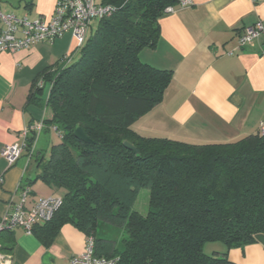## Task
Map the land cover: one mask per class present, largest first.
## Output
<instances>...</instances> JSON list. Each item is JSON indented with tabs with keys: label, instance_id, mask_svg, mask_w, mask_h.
<instances>
[{
	"label": "trees",
	"instance_id": "1",
	"mask_svg": "<svg viewBox=\"0 0 264 264\" xmlns=\"http://www.w3.org/2000/svg\"><path fill=\"white\" fill-rule=\"evenodd\" d=\"M96 3L111 14L30 95L38 101L47 89L43 132L56 135L46 154L31 156L35 181L63 192L51 220L32 235L48 247L71 225L93 239L95 257L116 264H235L226 252L204 254L203 246L229 250L264 236V135L189 144L136 134L132 125L161 102L172 77L139 53L155 47L158 19L176 0ZM78 128L89 143L75 138ZM144 189L145 214L135 210ZM0 243L11 253L12 231L0 234Z\"/></svg>",
	"mask_w": 264,
	"mask_h": 264
},
{
	"label": "crops",
	"instance_id": "2",
	"mask_svg": "<svg viewBox=\"0 0 264 264\" xmlns=\"http://www.w3.org/2000/svg\"><path fill=\"white\" fill-rule=\"evenodd\" d=\"M190 1V7L176 8L158 19V42L139 53L141 62L171 71L172 77L161 102L138 119L132 130L144 138L189 144L230 143L259 134L264 120V35L241 48H237V40L245 28L257 22L264 25V0ZM54 3L17 1L20 17L30 20L49 19ZM74 48L71 36L65 34L51 44L0 55V154L5 146L19 142L25 127L42 122L45 107L41 97L47 96V89L38 101L30 100V95L43 74L60 68ZM42 133L49 140L56 137ZM39 142L40 136L34 153L46 154L49 144H44L43 151L38 149ZM37 174L36 164L25 152L11 167L0 155V220L9 206L21 203L22 188L29 190L23 203L26 209L39 198L62 196V190L35 181ZM12 234L14 245L8 253L12 264H70L83 252L87 239L71 225H64L48 247L21 228ZM220 247L214 253L226 252L235 264H264L263 235L243 247Z\"/></svg>",
	"mask_w": 264,
	"mask_h": 264
},
{
	"label": "built area",
	"instance_id": "3",
	"mask_svg": "<svg viewBox=\"0 0 264 264\" xmlns=\"http://www.w3.org/2000/svg\"><path fill=\"white\" fill-rule=\"evenodd\" d=\"M191 5L190 0H176V6L166 8L165 14L173 13L176 8H188ZM111 12L110 7L98 5L96 0H55L53 14L49 19L30 20L27 17L5 13L0 8V55L27 50L35 44H51L65 34H69L74 41L75 54L85 43L92 22L110 15ZM261 35H264L262 22L245 28L238 37L237 48L252 45ZM73 54L64 57L63 62H69ZM36 86L42 88V80ZM42 130L41 121L29 125L19 133L18 143L5 146L1 150L0 155L8 167L13 166L24 152L28 160L31 159ZM259 134L264 135V120L260 125ZM29 138H33L30 143ZM1 184L2 178L0 186ZM28 192L27 188H22L21 203L9 206V212L0 220V234L6 230L21 228L25 234L30 235L35 226L51 220L61 204L60 197L50 196L39 198L30 209H26L23 203ZM0 264H12V256L2 251L1 243ZM70 264H116V260L95 257L93 239L87 237L83 252L73 257Z\"/></svg>",
	"mask_w": 264,
	"mask_h": 264
},
{
	"label": "rangeland",
	"instance_id": "4",
	"mask_svg": "<svg viewBox=\"0 0 264 264\" xmlns=\"http://www.w3.org/2000/svg\"><path fill=\"white\" fill-rule=\"evenodd\" d=\"M17 1L18 0H3L1 3V10L6 13H12L17 17L18 16L20 17L22 14L21 11L19 10L20 8H18ZM96 25H97V21H93L91 24L93 30H95ZM49 143H50L49 136L44 135V133H42L40 135V142L38 149L43 148L44 144H49ZM43 151H45L44 148ZM147 203H148V191L144 189L141 190L138 194V198L135 203V210L145 214L147 212ZM220 246L223 245H221L220 243H206L203 246V252L206 255H213L214 252L218 251L219 248H221Z\"/></svg>",
	"mask_w": 264,
	"mask_h": 264
},
{
	"label": "water",
	"instance_id": "5",
	"mask_svg": "<svg viewBox=\"0 0 264 264\" xmlns=\"http://www.w3.org/2000/svg\"><path fill=\"white\" fill-rule=\"evenodd\" d=\"M74 136H75L76 139H78L79 141H82L84 143H89L90 142L88 140V138L86 137V135L83 133V131L80 128H78V129H76L74 131ZM124 146L128 150L132 151L134 154H137L136 150L130 144L124 143Z\"/></svg>",
	"mask_w": 264,
	"mask_h": 264
}]
</instances>
